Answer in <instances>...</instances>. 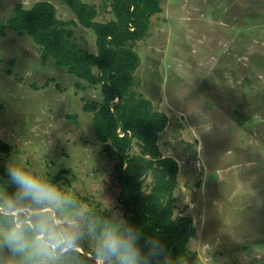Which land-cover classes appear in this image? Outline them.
I'll list each match as a JSON object with an SVG mask.
<instances>
[{"label": "rangeland", "instance_id": "1", "mask_svg": "<svg viewBox=\"0 0 264 264\" xmlns=\"http://www.w3.org/2000/svg\"><path fill=\"white\" fill-rule=\"evenodd\" d=\"M38 1L51 2L60 21L74 19L58 0H0V26L15 4ZM82 1L96 8L97 21L114 19L107 1ZM160 8L134 44V78L168 118L157 144L178 163L173 217L192 218L188 250L201 264H264V0H160ZM72 30L96 52L91 30ZM40 50L27 35L0 34V139L12 145L0 164L16 156L109 216L110 203L120 210L110 183L114 158L95 137L92 113L82 110L86 101L100 103V85L76 89V79L43 62ZM81 254L91 257L90 242ZM0 264H12L6 250Z\"/></svg>", "mask_w": 264, "mask_h": 264}, {"label": "trees", "instance_id": "2", "mask_svg": "<svg viewBox=\"0 0 264 264\" xmlns=\"http://www.w3.org/2000/svg\"><path fill=\"white\" fill-rule=\"evenodd\" d=\"M74 19L60 21L49 1L35 2L28 8L13 6L0 34L8 29L27 35L39 47L41 60L54 61L75 79V87L100 85L99 104L86 101L82 107L91 112V124L103 152L113 156L110 183L118 189L117 203L122 214L146 235L156 234L174 257H185L186 264H201L196 252L188 250L195 226L188 215L173 217L178 185V163L162 156L157 140L167 126L165 113L135 89L134 72L140 58L134 44L147 33L150 17L160 12V0H105L114 19L97 21L96 8L82 0H58ZM73 26L89 29L95 36L96 52L83 48L76 40ZM69 117L74 118L72 115ZM139 148L131 153L133 143ZM12 145L0 139V155L9 157ZM0 164V177L4 176ZM151 175L150 184L144 181ZM58 178H53L56 183ZM86 264L90 257L81 254Z\"/></svg>", "mask_w": 264, "mask_h": 264}, {"label": "clouds", "instance_id": "3", "mask_svg": "<svg viewBox=\"0 0 264 264\" xmlns=\"http://www.w3.org/2000/svg\"><path fill=\"white\" fill-rule=\"evenodd\" d=\"M109 207V216H97L48 174L11 156L0 177V250L12 264H86L80 250L90 242L92 264H186L158 235Z\"/></svg>", "mask_w": 264, "mask_h": 264}]
</instances>
